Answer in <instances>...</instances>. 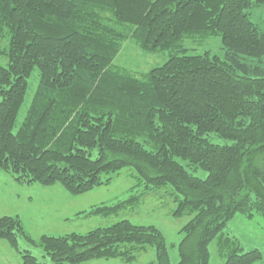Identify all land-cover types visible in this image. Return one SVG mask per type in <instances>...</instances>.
<instances>
[{
	"label": "trees",
	"instance_id": "obj_1",
	"mask_svg": "<svg viewBox=\"0 0 264 264\" xmlns=\"http://www.w3.org/2000/svg\"><path fill=\"white\" fill-rule=\"evenodd\" d=\"M256 6L264 0H0V170L18 185L60 184L80 196L129 167L130 189L170 187L174 215L192 216L175 264H209L210 242L231 218L264 219V33L249 18ZM200 35L219 37L224 58L185 55L181 41ZM126 40L147 55H181L135 76L115 61ZM35 72L36 89L14 132ZM139 192L76 217L115 214L137 204ZM115 223L34 241L19 217L2 216L0 241L22 264L44 263L20 250L21 239L51 264L129 263L151 246L152 264H171L153 225ZM221 243L228 249L222 264L262 259L257 249Z\"/></svg>",
	"mask_w": 264,
	"mask_h": 264
},
{
	"label": "rangeland",
	"instance_id": "obj_2",
	"mask_svg": "<svg viewBox=\"0 0 264 264\" xmlns=\"http://www.w3.org/2000/svg\"><path fill=\"white\" fill-rule=\"evenodd\" d=\"M250 21L255 24L261 33H264V6H256L249 10ZM181 50L185 55H201L209 52L223 59V48L220 38L214 35H200L188 37L181 41ZM120 53L117 55L116 64L130 74L139 76L144 72L162 65L166 59L175 52L157 53L147 55L139 49L134 41L126 40L122 43ZM261 66L264 68V58ZM28 91L25 102L20 107L16 119L14 132L21 125L28 105L33 95L38 76L33 73L28 80ZM213 143L224 144L221 139L211 138ZM193 175L205 179L206 173L195 170ZM134 171L125 167L116 175L108 186L96 187L91 192L73 196L65 191L60 184L50 187H42L38 183L30 185H18L13 181L11 175L0 170V217L17 216L28 237L37 241L41 235L63 236L72 232L83 234L95 228H104L116 224L115 222L125 220L135 225H153L160 234L164 236L167 253L171 264L178 261V243L183 237L180 231L191 219V215L176 217L174 215L177 208V195L170 187H163L160 190L149 191L145 194L141 192V186L130 189L135 183ZM139 192V201L126 209L115 212L108 216H96L94 214H81L80 212L90 211L93 207L109 205L113 206L117 202L125 200L132 192ZM72 215L69 221L58 222L60 214ZM223 235L219 239L215 238L209 245V264H222L225 260V253L228 249L223 246L222 238H227L231 242H237L241 252L257 249L262 253V259L256 264H264V219L258 215L247 218L243 214H236L222 230ZM218 240V241H217ZM219 245L217 246V242ZM20 250H29L37 261L44 264H51L50 257L44 253L40 247H32L25 240H19ZM135 261L126 263L121 259L117 260H94L83 264H152L155 262L154 247H145L138 253ZM0 264H22L17 251L10 248L5 240L0 241Z\"/></svg>",
	"mask_w": 264,
	"mask_h": 264
},
{
	"label": "crops",
	"instance_id": "obj_3",
	"mask_svg": "<svg viewBox=\"0 0 264 264\" xmlns=\"http://www.w3.org/2000/svg\"><path fill=\"white\" fill-rule=\"evenodd\" d=\"M71 212H69L68 214H60L57 219H58V222H64V221H69V219H71ZM42 236V235H41ZM47 236V235H46Z\"/></svg>",
	"mask_w": 264,
	"mask_h": 264
}]
</instances>
